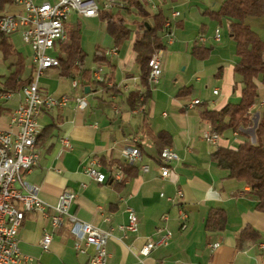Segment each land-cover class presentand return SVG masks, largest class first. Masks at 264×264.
<instances>
[{"label": "crops", "instance_id": "crops-1", "mask_svg": "<svg viewBox=\"0 0 264 264\" xmlns=\"http://www.w3.org/2000/svg\"><path fill=\"white\" fill-rule=\"evenodd\" d=\"M154 1L157 9L172 20L173 35L168 42L162 36L161 75L151 88L143 113H132L126 102L128 91L140 88L139 68L132 49L133 36L117 48L116 55H106V49L113 47L114 42L105 31V21L98 16L70 15L67 27L80 23V17L96 18L103 24V28L94 33L92 42L94 49L104 50L106 59L93 60L91 65L84 66L91 69L99 65L102 73L112 78L108 82L127 83L129 88L119 93L102 91L93 85H85L87 91L85 86L73 89L71 76L59 75L56 67V71L47 69L43 74L45 78L38 81L41 91L54 96L83 94L87 106L79 110L71 101L64 108L44 110L38 115L42 131L48 125L53 128L49 135L40 133L37 140L39 160L25 178L39 187V196L49 204L55 203L64 188L74 190L76 196L68 208L69 213L102 229L126 223V206L134 210L138 229L125 233L114 231L106 244L108 264H263L264 248L260 244H264V209L256 206L257 198L251 187L231 177L227 169L212 159L211 153L217 146L236 148L244 141L255 143L250 113L259 110L261 116L264 83L259 77L254 80L257 97L248 108V123L237 135L233 134V129H226L216 144L204 140L202 134L212 129L201 111L237 102L242 90L234 69L238 56L228 32L229 21L210 15L224 0ZM11 8V11L17 10L15 6ZM146 8L149 13L157 10ZM174 10L179 11V15L171 18ZM110 12L123 17L125 25L133 32L142 20L132 9L113 7ZM244 21L264 41V15L247 16ZM129 23L134 25L133 29ZM216 27L221 33L219 40L213 38ZM200 36L202 40L198 39ZM14 37L20 41L21 38L18 33L8 35L16 49ZM195 47L208 48V52L194 54ZM19 52L24 56V71L20 76V81H24L30 73V50ZM13 60H9L4 74L12 70L10 61ZM53 72L57 78L52 76ZM75 77L80 78L79 75ZM18 98L15 95L2 103L1 126H6L5 115L15 107ZM196 98L200 103L188 108L189 101ZM159 130L168 133L170 144L166 146H171L177 154L166 178H161L156 168L158 150L153 135ZM62 136L68 137L70 147L61 143ZM131 136H137L140 141L141 159L134 163L135 168L130 170L125 184L98 183L85 174L83 165L91 159H98L99 169L104 172L109 166L121 164L120 149ZM261 140L264 144V135ZM141 164H147L149 169L141 171ZM177 190L182 192L179 201L166 199V196H174ZM160 192L164 196H160ZM179 208L187 213L184 227L180 225ZM213 209L224 214L222 229L206 228V218ZM246 228L250 229V234L242 235ZM44 230L52 232L47 250L39 244ZM165 230L171 232L166 244L146 255L139 253L147 240H156ZM212 242H219L218 247L211 249ZM17 246L27 256L21 264H88L87 254L73 248L69 224L53 230L49 218L38 211L24 213Z\"/></svg>", "mask_w": 264, "mask_h": 264}, {"label": "built area", "instance_id": "built-area-1", "mask_svg": "<svg viewBox=\"0 0 264 264\" xmlns=\"http://www.w3.org/2000/svg\"><path fill=\"white\" fill-rule=\"evenodd\" d=\"M145 6L151 10L157 9L154 0H145ZM11 5L17 7L15 11H6L0 15V33L10 35L18 33L21 41L29 48V76L22 82L18 90L3 89L0 84V106L3 102L18 95L15 107L6 117V126L0 124V264H21L27 256L23 255L17 246V234L24 213L38 211L49 218L51 228L59 229L65 223L69 224V231L73 237V248L78 253L87 254L88 264H108L109 252L107 241L113 236L114 231L121 233L136 232L138 220L134 210L126 206L127 222L106 229L99 228L90 222L81 220L70 214L68 208L74 200L76 193L70 188H64L53 204H49L39 196V187L29 183L25 176L35 167L39 160L37 138L42 131L38 122V115L44 110L61 109L73 101L79 110L87 106L83 94L71 96L61 94L54 96L43 92L38 86L39 78L51 67L59 63L58 51L60 44L67 38V22L72 13L84 17L98 16L100 9L111 10L113 7H122L121 0H11ZM179 15V11L171 12V18ZM172 20L166 18L162 27V36L170 41L173 35ZM221 36L218 27L214 30L213 38L219 40ZM198 39L202 40L203 36ZM115 46L106 49V55H116ZM162 48L154 50L148 58L147 83L151 89L157 84L161 75ZM91 76L98 82L106 81L99 65L94 66ZM133 79H136L133 77ZM117 86L128 90L127 83H117ZM73 89H82V82L78 77L71 78ZM216 93V90H213ZM200 103L199 99L190 100L188 108ZM250 107V106H249ZM146 109L144 94L137 97L132 113H143ZM115 111L117 109L115 108ZM250 113V112H249ZM248 110H247V114ZM252 140H255V130L260 119L259 110L250 113ZM3 114L0 112V121ZM243 126L233 129L237 135ZM204 140L216 144L219 134L213 130L205 131ZM61 143L70 147L67 136H62ZM121 164L109 166L107 172L99 169L100 161L91 159L83 165V171L92 180L98 183L125 184L128 176L123 170V164H134L141 159L140 141L137 136H131L120 149ZM177 159V154L171 146H164L158 152L156 168L161 178L170 174V164ZM141 171H147V164L140 165ZM160 196H164L160 192ZM182 197L181 190L174 196H166L169 201H179ZM180 225L185 226L187 213L179 208ZM166 219V216H163ZM105 219H108L105 217ZM171 237V232L165 230L156 240H147L140 248L139 253L148 254L157 246L166 244ZM52 240V232L44 230L39 244L47 250ZM219 242H212L211 249L218 247ZM264 248V244H260ZM264 264V263H263Z\"/></svg>", "mask_w": 264, "mask_h": 264}, {"label": "trees", "instance_id": "trees-1", "mask_svg": "<svg viewBox=\"0 0 264 264\" xmlns=\"http://www.w3.org/2000/svg\"><path fill=\"white\" fill-rule=\"evenodd\" d=\"M121 1L122 7H118V10L121 8L132 9L142 17L134 32L125 25L123 17L111 13L110 10L100 9L98 17L105 21V31L112 38L116 48L121 47L133 36L132 49L135 53V63L139 68L140 88L131 89L126 95V102L131 110L135 107L140 93L144 94L145 102L150 97L151 89L147 83V62L154 50L164 47L162 27L166 17L160 8L149 13L145 6V0ZM10 5L11 0H0V15L5 13ZM210 15L214 19L224 18L229 21L228 32L235 42V53L238 56L234 69L242 83L240 99L237 102H229L220 109H204L200 113L210 122L211 129L222 135L226 129H236L248 123L247 110L257 97V85L254 80L259 77L260 81L264 83V41L244 21L247 16L264 15V0H224L218 9L210 12ZM66 31L67 38L60 44L57 55L59 63L56 68H58L59 75L71 76V78L79 75L82 89L85 85H93L100 87L102 91L121 92L122 88L118 87L114 81L108 85L105 81L94 80L91 76L92 68L84 66L86 53L80 45V23L72 24L71 27H67ZM192 52L206 54L208 48L195 47ZM0 55L3 60L14 58L13 61H10L12 70L7 74L0 75L2 88L18 90L23 82L20 81V76L24 71V56L13 47L8 40V35L3 33H0ZM105 59L104 50L95 47L93 60L102 61ZM109 80L112 78L106 77V81ZM52 128V125H48L41 133L49 135ZM263 135L264 106L255 130V143L244 141L239 143L236 148L217 146L211 153L212 159L220 167L227 169L231 177L240 179L251 187L257 198L256 206L259 209H264V144L261 140ZM153 143L159 152L162 147L170 144L168 133L165 130L157 131L153 135ZM140 148L142 150L141 144ZM134 168V164H123V170L127 176ZM205 225L207 229H222L224 225L223 212L219 209L211 210ZM249 230V228L244 229L242 235L250 234Z\"/></svg>", "mask_w": 264, "mask_h": 264}, {"label": "rangeland", "instance_id": "rangeland-1", "mask_svg": "<svg viewBox=\"0 0 264 264\" xmlns=\"http://www.w3.org/2000/svg\"><path fill=\"white\" fill-rule=\"evenodd\" d=\"M11 9L12 8L10 5L7 11H11ZM79 20H80V45L86 53L84 57V63L87 65H91L93 62L92 53L94 49V43L92 42V38L94 36V33H98L103 28V24L96 18L88 19V18L80 17ZM129 25L132 29L134 28V25L130 23ZM13 43L18 51H21L22 53H28L29 48L23 42H21L18 38L14 37ZM8 63H9V60H3L0 55V75H3L4 73H6L5 71L7 70ZM51 68L54 69V71H56L55 67L54 68L51 67ZM45 76L42 75L38 81L40 82L41 79L43 80ZM52 76H54L55 78L58 77L55 72H53Z\"/></svg>", "mask_w": 264, "mask_h": 264}, {"label": "water", "instance_id": "water-1", "mask_svg": "<svg viewBox=\"0 0 264 264\" xmlns=\"http://www.w3.org/2000/svg\"><path fill=\"white\" fill-rule=\"evenodd\" d=\"M145 24L147 25V22H145ZM87 89H88V87L87 86H85V90L87 91Z\"/></svg>", "mask_w": 264, "mask_h": 264}]
</instances>
